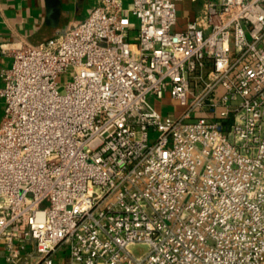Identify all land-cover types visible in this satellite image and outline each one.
Returning <instances> with one entry per match:
<instances>
[{"label": "built area", "instance_id": "obj_1", "mask_svg": "<svg viewBox=\"0 0 264 264\" xmlns=\"http://www.w3.org/2000/svg\"><path fill=\"white\" fill-rule=\"evenodd\" d=\"M176 24L98 0L2 50L0 264H264V0Z\"/></svg>", "mask_w": 264, "mask_h": 264}, {"label": "crops", "instance_id": "obj_2", "mask_svg": "<svg viewBox=\"0 0 264 264\" xmlns=\"http://www.w3.org/2000/svg\"><path fill=\"white\" fill-rule=\"evenodd\" d=\"M206 0H175L178 29L194 19ZM98 0H0V88L2 71L10 67L12 58L3 49L21 43L39 44L53 37L65 25L81 21ZM3 100L0 98V119ZM58 253L54 264H61Z\"/></svg>", "mask_w": 264, "mask_h": 264}, {"label": "rangeland", "instance_id": "obj_3", "mask_svg": "<svg viewBox=\"0 0 264 264\" xmlns=\"http://www.w3.org/2000/svg\"><path fill=\"white\" fill-rule=\"evenodd\" d=\"M132 23L135 22V19L131 17ZM135 31H131V35H134ZM69 75L64 73L58 78V89L61 90L63 85L68 81ZM149 102L161 113L162 116H166L172 112H175L178 109L177 103L171 100L168 96L163 99H157L153 96L148 98ZM146 249V245L137 244L133 247V252L137 255L142 254Z\"/></svg>", "mask_w": 264, "mask_h": 264}]
</instances>
